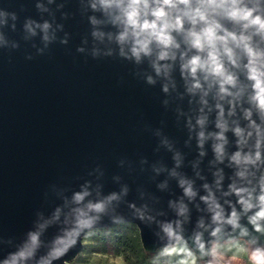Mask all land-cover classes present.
I'll use <instances>...</instances> for the list:
<instances>
[{
    "label": "water",
    "instance_id": "1",
    "mask_svg": "<svg viewBox=\"0 0 264 264\" xmlns=\"http://www.w3.org/2000/svg\"><path fill=\"white\" fill-rule=\"evenodd\" d=\"M129 4L0 0V264H68L88 231L122 221L135 224L149 253L179 240L201 261L217 258L216 243L264 248V220L260 231L251 222L264 196V110L238 43L247 38L264 72V33L191 0L165 8L170 22L183 19L170 31L174 46L153 40L137 58ZM148 5L141 23L155 19L156 0ZM239 7L264 18V0ZM197 8L207 24L184 15ZM214 24L218 36L237 37L216 44L235 80L227 94L221 77L185 68L211 51L195 49L190 33ZM241 199L254 207L246 211ZM234 211L236 226L227 223Z\"/></svg>",
    "mask_w": 264,
    "mask_h": 264
},
{
    "label": "clouds",
    "instance_id": "2",
    "mask_svg": "<svg viewBox=\"0 0 264 264\" xmlns=\"http://www.w3.org/2000/svg\"><path fill=\"white\" fill-rule=\"evenodd\" d=\"M202 7L207 6L213 9H224L229 19L237 21V22H245V28L248 27H256L259 32L264 33V18L259 16L253 17V10H249L247 8L239 7L240 0H200ZM106 6H109V0H104ZM158 7L152 11L151 15L155 17L154 20L149 21L148 19H144L143 23L140 22L141 17V9L140 6L143 5L145 9L148 8V0H130L129 9L126 12L127 23L128 25L135 29L134 35L137 37L136 44L137 47L133 48V53L139 58L140 53L143 52L145 54L149 51L150 43L155 40L156 43L161 45L163 48H171L174 46V40L170 35L171 30H182L183 29V19L181 17H177L175 22H170L168 19L169 13L165 11V8H176L178 4H183L185 6H190L191 0H156ZM231 5V7H227ZM147 15V13H145ZM185 16H188L193 25H195L198 21H203L206 24L208 23V17L205 12L201 11L200 8H197L195 12L184 13ZM47 27V26H46ZM218 24L210 25L206 27L202 33H196L195 31L190 33L192 46L199 50L203 51L205 47L211 49L208 53V60L202 61L200 56L194 57L185 68H190L193 77H196V74L200 70H205L210 72L212 75L217 77H221L223 83L221 84V91L227 94V89L225 85H234L235 80L233 76L226 75L223 64L220 61L219 54L216 50L217 42H222L227 44L228 39L230 38L232 41H237V37L233 34H226L221 37L217 35V29H219ZM144 37L141 39V37ZM127 38V33L120 37L121 41ZM238 43L244 44L245 50L250 57L249 63V79L255 81L254 88L256 91L255 100L258 102L261 110H264V72L260 70V67L257 65V54L253 51V49L248 45V40L246 37H240ZM225 53L232 58V52L229 48L225 47ZM168 53L163 52L161 54V59L167 58ZM234 63V61H233ZM195 88H199L200 85L197 83L194 85ZM202 123V122H201ZM237 134H239V129L237 130ZM219 139H223V136L219 137ZM222 146L218 147L216 151L218 153H222ZM257 159H259V154L257 155ZM234 160L239 163L240 156L237 154L234 157ZM187 194L191 195V188L187 189ZM242 193L238 192L237 195H241ZM77 199H82V197H78ZM240 203L245 206V210H251L254 206L246 200L241 199ZM96 211H102L103 205L97 204L94 206ZM216 221H222V216L220 212H217L214 217ZM237 214L235 211L232 213L231 219L227 221L228 224L236 226L237 225ZM260 220H264V196L260 197V210L256 213L254 217H252L251 222L256 225L257 231H260L259 224L257 223ZM82 224L87 223L86 221H81ZM170 235L172 234L171 226H167L164 229ZM219 232V229L216 230ZM215 235V233H214ZM33 244L36 243L37 238L35 236L32 237ZM197 242H199V237L197 238ZM61 243H65L61 241ZM75 243V241H69L66 245L65 249L58 250L53 253L54 256H60L63 254V251L66 250L67 246ZM203 248V245H201ZM25 254L21 253V257ZM191 264H195V257L191 256ZM251 259L254 264H264V251L257 250L251 254Z\"/></svg>",
    "mask_w": 264,
    "mask_h": 264
},
{
    "label": "rangeland",
    "instance_id": "3",
    "mask_svg": "<svg viewBox=\"0 0 264 264\" xmlns=\"http://www.w3.org/2000/svg\"><path fill=\"white\" fill-rule=\"evenodd\" d=\"M117 223L122 224L117 225ZM135 231L138 232L135 224L123 221L92 229L83 236L80 251L68 264H127L121 242ZM244 244L248 245L246 242ZM157 250L164 260L163 264H191L189 253L195 257V264H250L253 260L246 256L250 257L254 252L246 248L245 253L240 255L231 242L216 243L213 245V251L218 257L201 261L183 240Z\"/></svg>",
    "mask_w": 264,
    "mask_h": 264
},
{
    "label": "trees",
    "instance_id": "4",
    "mask_svg": "<svg viewBox=\"0 0 264 264\" xmlns=\"http://www.w3.org/2000/svg\"><path fill=\"white\" fill-rule=\"evenodd\" d=\"M122 223H117V225ZM122 252L127 264H163L164 260L161 257V254L158 250L153 253L145 252L141 246L138 232L127 236L121 242ZM247 250L251 249L252 251H257L252 246L245 244ZM217 256V253L214 252ZM221 255H224L220 253ZM218 257V256H217ZM248 259H251V256H246ZM243 261V260H242Z\"/></svg>",
    "mask_w": 264,
    "mask_h": 264
},
{
    "label": "built area",
    "instance_id": "5",
    "mask_svg": "<svg viewBox=\"0 0 264 264\" xmlns=\"http://www.w3.org/2000/svg\"><path fill=\"white\" fill-rule=\"evenodd\" d=\"M234 246V249L239 253L240 255H243L246 251L245 242L241 239L234 240L231 242ZM250 264H254V262H251Z\"/></svg>",
    "mask_w": 264,
    "mask_h": 264
},
{
    "label": "flooded vegetation",
    "instance_id": "6",
    "mask_svg": "<svg viewBox=\"0 0 264 264\" xmlns=\"http://www.w3.org/2000/svg\"><path fill=\"white\" fill-rule=\"evenodd\" d=\"M260 251H264V248L263 249H259Z\"/></svg>",
    "mask_w": 264,
    "mask_h": 264
}]
</instances>
